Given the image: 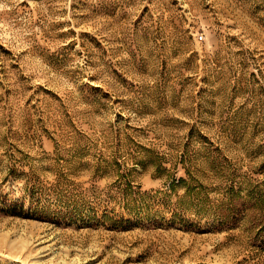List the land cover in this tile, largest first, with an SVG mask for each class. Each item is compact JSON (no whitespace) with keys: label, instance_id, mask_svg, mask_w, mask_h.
<instances>
[{"label":"rangeland","instance_id":"1","mask_svg":"<svg viewBox=\"0 0 264 264\" xmlns=\"http://www.w3.org/2000/svg\"><path fill=\"white\" fill-rule=\"evenodd\" d=\"M0 264H264V0H0Z\"/></svg>","mask_w":264,"mask_h":264}]
</instances>
